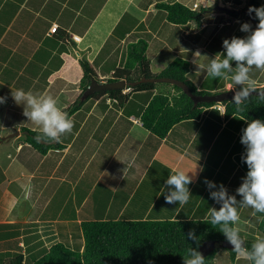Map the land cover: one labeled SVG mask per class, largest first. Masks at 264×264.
<instances>
[{
  "label": "crops",
  "instance_id": "obj_1",
  "mask_svg": "<svg viewBox=\"0 0 264 264\" xmlns=\"http://www.w3.org/2000/svg\"><path fill=\"white\" fill-rule=\"evenodd\" d=\"M208 1L0 0V93L19 88L47 93L63 111L71 109L81 102V63L92 64L103 83L124 66L128 47L140 39L148 43L146 56L154 74L183 58L190 63V80L202 70V77L191 80L200 89L208 76L206 65L224 51V40L202 39L201 31L212 23L205 28L195 21L170 23L158 4L200 8ZM222 8L217 10L223 15L237 12L230 18L239 22L240 10ZM229 37L225 33L224 39ZM203 43L208 50H202ZM196 50L204 56L194 64ZM153 62L159 71H153ZM250 76L258 84L259 76ZM236 87L231 89L228 82L226 91ZM169 88L157 87L153 93L122 90L131 94L124 105L108 95L90 99L71 116L72 131L44 155L23 141V126L16 127L19 136L11 134L8 140L0 134L12 150L0 152V264L18 255L29 264L31 257L57 243L82 252L84 222L210 220L209 209L220 207L210 191L223 184L229 195H236L246 176L237 162L245 154L241 137L246 121L225 118L223 103H216L159 139L143 126L141 114L156 93H173ZM174 169L194 174L192 197L183 205L166 204L160 191ZM205 180L217 188L209 190ZM262 218L264 214L250 207L240 209L244 240ZM222 251L223 257L228 253L225 264H251L238 255L232 263L223 249L215 264L221 263Z\"/></svg>",
  "mask_w": 264,
  "mask_h": 264
},
{
  "label": "trees",
  "instance_id": "obj_2",
  "mask_svg": "<svg viewBox=\"0 0 264 264\" xmlns=\"http://www.w3.org/2000/svg\"><path fill=\"white\" fill-rule=\"evenodd\" d=\"M262 4H264V0H249L248 9L250 6L260 7ZM158 6L166 11L167 20L178 26H184L191 21L200 23L205 12L211 10V8L201 7L200 10L193 11L179 2L161 3ZM231 15L236 16L237 12L232 11ZM247 16L250 20L249 15ZM239 33L240 31L235 36L239 37ZM147 48L148 43L143 39L131 44L127 49L124 66L116 69L113 76L103 83L92 64L83 61L81 63L83 68L81 102L64 111L71 117L85 102L106 95L120 105H124L131 95L124 94L122 90H102L94 91L86 97L85 95L90 92L92 85L125 81L126 88H131L132 93H153L159 84H169V87L172 85L173 93H156L141 114L143 126L159 139H165L174 126L183 121L198 119L204 109L216 105L215 102L200 101L196 98L218 95L226 91V84L230 81L209 75L201 88H197L188 77L190 63L183 58H175L161 73L154 74L146 56ZM233 65L235 68V63ZM175 82L183 84L184 87ZM240 87L237 86L235 90H239ZM184 88L189 89L191 94H188ZM256 96V93L252 94L244 112H239L236 109L231 102L232 99L224 100L225 118H236L244 121L264 119V101H259ZM21 132L25 134L24 142L30 144L39 153L44 155L52 148L51 145L37 142V135H43L41 131L22 128ZM242 155L237 157V162L247 174L248 168L246 163L242 161ZM209 221L119 220L84 222L81 225L84 237L82 252L79 248L72 249L63 243H57L50 249H44L40 254L31 257L32 261L29 264H183L182 256L185 255V250L189 246L197 248V241L191 240L187 236L189 231L195 232L199 240L198 250L200 252L206 243L217 244V247L205 257L208 259V264H214L213 258L222 249L230 253V259L234 263L237 253L220 247V244L227 242L226 238L219 231V226H212ZM257 224L258 233L264 237V218L260 219ZM255 239L257 238L246 239L245 241L250 247ZM7 264H25V258L18 255L9 259Z\"/></svg>",
  "mask_w": 264,
  "mask_h": 264
},
{
  "label": "clouds",
  "instance_id": "obj_3",
  "mask_svg": "<svg viewBox=\"0 0 264 264\" xmlns=\"http://www.w3.org/2000/svg\"><path fill=\"white\" fill-rule=\"evenodd\" d=\"M248 14L258 21L255 28L250 22H244L240 31L247 35L225 39L224 51L217 53L206 65L209 76L230 81L231 89L241 86L235 91L231 101L239 112L246 110L253 93L257 94L259 101H264V88L258 87L257 81L250 76L253 66L264 69V4L260 7L250 6ZM203 56L200 50L194 51L192 62L197 63L195 58ZM166 65L167 63L164 66ZM11 96L16 104L24 106L23 115L27 120L42 127L43 135H37V142H58L61 135L72 131V118L58 106L54 96L47 93L33 94L22 88L12 90ZM5 102L6 97L0 96V104ZM246 124L242 130L241 144L245 146L242 161L247 165V174L236 190V195H229L223 184L219 186V190L210 191V198L220 204V207L218 210L209 209V223L219 226V231L238 256L250 260L252 264H264V237L255 239L249 247L239 226L242 208L250 207L255 213L264 214V119L247 120ZM193 175L182 169H174L168 175L160 190L166 204L183 205L189 202L192 197L189 185L193 183ZM205 183L209 190L217 188L212 181L205 180ZM237 195L241 197L239 201L236 199ZM187 236L197 241V248L189 246L185 250L183 264H208V259L198 250L199 240L195 232L189 231ZM213 260L215 264V258Z\"/></svg>",
  "mask_w": 264,
  "mask_h": 264
},
{
  "label": "rangeland",
  "instance_id": "obj_4",
  "mask_svg": "<svg viewBox=\"0 0 264 264\" xmlns=\"http://www.w3.org/2000/svg\"><path fill=\"white\" fill-rule=\"evenodd\" d=\"M226 1L233 2L234 4L227 6ZM248 1L249 0H210V2L208 1L206 3L205 7L211 8V10L205 12V14L202 17L203 21H201V24L198 26H200V27L202 26L203 28H205L206 27L205 25H208L211 23H212V25H210L207 29H203L201 31L200 34L202 35V39L205 38L206 40H208V39L210 40V39H213L214 37H219V39H221V41H222V40H225L224 39L225 33L228 34V37L230 36L229 39H231L236 34H238V32L240 31L241 25L244 22H250L253 25V28H255V25L248 19V16H247L248 15L247 14V12H248ZM260 1H263V0H260ZM190 5L192 6V3H190ZM202 5L203 4H201L200 6L203 7ZM217 6L218 7L219 6L220 7H229L230 9L240 10L239 14L241 15V18L239 21H241V22L237 23L236 21H234L233 18H230V17H233V15H231V14H228V15L220 14L221 12L216 9ZM200 8L198 10H200ZM215 14H217V15H215ZM222 17H224V18L222 19ZM228 22H230L231 24H229ZM222 27H225V28L223 29ZM239 34H240L239 37H244L247 35L246 33H243L241 31ZM209 44H212V43H208V45ZM205 45H206L205 43L202 44V46H201L202 50H203V48L204 49L206 48ZM214 47H215V50H217V49L219 50L218 43H216V46H214ZM209 48H210V45H209ZM152 69H153V71L156 72V71H159L160 68L156 65V63L153 62ZM195 70H196V67H193L192 71H195ZM196 72H200L198 77L203 76L202 70H200V71L196 70L195 73ZM251 73L256 78L259 76L258 77V80H259L258 86L261 85L262 83H264V73L261 72V69H258L255 66H253ZM198 77L196 75L190 76L191 80L194 79L195 81L198 80ZM263 85H261V86H263ZM170 86L172 87V85H170ZM159 87L169 88V84L168 85L159 84ZM0 96L6 97V102H7V104H6V102L4 104H0V126H2L1 130H0L1 136L6 137L8 139L11 134H14L18 131V130H16V127L18 125L23 126L24 128H28L30 130L42 131V127L40 125L35 124V123H30L27 120V118L23 115L24 106L18 105L15 103V101L12 99L11 91H5L4 93L1 92ZM22 139L24 141V138H22ZM4 148L11 150L10 145H8L7 142L0 140V152L2 150H4ZM254 224H255V226L251 225V228L255 227L257 229H256V231L254 229H249V233L250 232L251 233H250V235L246 236L247 239L263 237V236H261L260 233H258V227H257L258 224L257 223H254ZM206 249L207 248H205V250ZM223 255H224V252L222 251V253H220L221 263H219V264H225L226 261L229 259L228 253L224 257H223Z\"/></svg>",
  "mask_w": 264,
  "mask_h": 264
},
{
  "label": "water",
  "instance_id": "obj_5",
  "mask_svg": "<svg viewBox=\"0 0 264 264\" xmlns=\"http://www.w3.org/2000/svg\"><path fill=\"white\" fill-rule=\"evenodd\" d=\"M217 9H224L222 7H217ZM248 14V12H247ZM249 15V14H248ZM254 16V14H253ZM250 17V16H249ZM250 20L253 22V24L256 26L258 24V22L255 20V19H252L250 17ZM168 81V80H166ZM176 84L184 87L183 84L181 83H177L175 82ZM126 83L125 81H119V82H115V83H111V84H99V85H96V86H93L90 88V92L87 93L85 96H89L90 94H92L94 91H102V90H126ZM185 91L188 93V94H191L190 90L187 89V88H184ZM235 91L234 90H228V91H225V92H222L218 95H213V96H203V97H198L196 98L197 100H200V101H210V102H215V103H223L224 100H230L233 98V95H234ZM15 135H20V132L17 131L16 133H14ZM8 140V139H7ZM43 144H46V145H51V144H55L56 142H41ZM217 247V244L216 243H212V244H204L203 247L201 248L202 252L204 251L205 248H207L204 252H203V255L204 257H206L211 251H213L215 248ZM220 247L224 248V249H228V250H233V246L228 243V242H225V243H222L220 244Z\"/></svg>",
  "mask_w": 264,
  "mask_h": 264
},
{
  "label": "built area",
  "instance_id": "obj_6",
  "mask_svg": "<svg viewBox=\"0 0 264 264\" xmlns=\"http://www.w3.org/2000/svg\"><path fill=\"white\" fill-rule=\"evenodd\" d=\"M199 8L198 4H194L193 7L191 8L193 11H197ZM240 22V21H239Z\"/></svg>",
  "mask_w": 264,
  "mask_h": 264
}]
</instances>
